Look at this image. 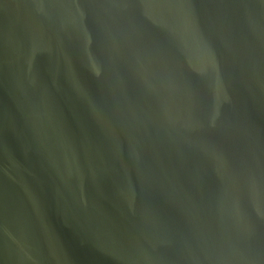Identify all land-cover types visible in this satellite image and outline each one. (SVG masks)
<instances>
[{
  "label": "water",
  "instance_id": "95a60500",
  "mask_svg": "<svg viewBox=\"0 0 264 264\" xmlns=\"http://www.w3.org/2000/svg\"><path fill=\"white\" fill-rule=\"evenodd\" d=\"M0 264H264V0H0Z\"/></svg>",
  "mask_w": 264,
  "mask_h": 264
}]
</instances>
